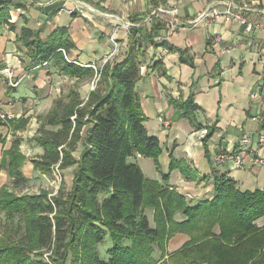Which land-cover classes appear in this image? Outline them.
<instances>
[{
    "label": "trees",
    "instance_id": "obj_1",
    "mask_svg": "<svg viewBox=\"0 0 264 264\" xmlns=\"http://www.w3.org/2000/svg\"><path fill=\"white\" fill-rule=\"evenodd\" d=\"M24 6L0 0V28L17 30L16 50L24 53L26 69L52 63L70 78L97 80L85 98L70 89L54 100L32 137L42 152L32 161L34 170L49 177L54 165L69 169L70 186L21 195L0 188V216L21 232L17 239L0 237V264H159L155 249L162 253L167 239L181 233L189 240L167 264H264V190H242L222 175L212 198L193 202L170 188L168 174L162 182L148 179L133 161L140 155L159 168L162 151L146 129L135 90L143 42L136 39L123 56L96 64L95 71L65 59L63 50L74 47L66 27L42 37V29L24 18L20 28L11 23V10ZM184 104L196 106L192 99ZM26 123L0 118V128ZM19 146L20 140L13 141L0 161L15 187L28 182ZM169 163L170 170L196 179L185 160L170 156Z\"/></svg>",
    "mask_w": 264,
    "mask_h": 264
},
{
    "label": "crops",
    "instance_id": "obj_2",
    "mask_svg": "<svg viewBox=\"0 0 264 264\" xmlns=\"http://www.w3.org/2000/svg\"><path fill=\"white\" fill-rule=\"evenodd\" d=\"M233 1L253 19L252 31L246 33L240 24L220 16L191 23L205 9H224L220 0H20L24 9L11 10L10 22L20 28L24 18L29 26L42 29V37L66 27L74 44L66 55L83 65H103L110 56L109 60L118 59L140 39L145 54L135 90L146 129L158 137L162 151L159 168L140 155L133 161L148 179L162 182L168 174L170 188L194 202L212 198L215 179L222 175L242 190H264V167L251 160L255 155L264 158L257 119L264 115V100L252 98L254 92L264 97V0ZM16 32L7 25L0 28V71L11 66L20 81L9 89L0 73V110L12 114L15 122L28 109L27 114L41 107L48 112L54 100L66 95L54 84L46 89L40 84L52 79L58 85L54 64L25 69L16 50ZM21 84L29 92L17 94ZM188 99L194 108L184 104ZM1 129L7 127L0 133ZM243 135L250 136L247 147L238 143ZM8 146L0 143V160ZM36 151L42 153L37 147ZM221 152L240 153L244 165L235 168L230 161H215ZM170 156L185 160L196 179L170 170ZM174 238L180 242L186 235Z\"/></svg>",
    "mask_w": 264,
    "mask_h": 264
},
{
    "label": "rangeland",
    "instance_id": "obj_3",
    "mask_svg": "<svg viewBox=\"0 0 264 264\" xmlns=\"http://www.w3.org/2000/svg\"><path fill=\"white\" fill-rule=\"evenodd\" d=\"M15 44H16V42H15ZM19 53L21 54V57H23L24 53H22L21 51H19ZM69 61H71V60H69ZM25 65H26V63H25ZM43 66H46V65H42L40 67H43ZM55 67H58V66L55 65ZM36 68H39V67H36ZM55 71H57V76H55V80L58 81V85L56 84V81L52 82V79L51 80L48 79L49 81L47 80L46 82H45V80H44V82H42L43 81L42 80L40 82V84H42V88L44 87V89H46L47 85H51L50 87H52V85L54 84V86H57V88L60 87V89H62L64 91L63 93H65V92L67 93L70 89H77L79 91L78 93H80L82 95V97L85 98L87 96L86 91L89 90L90 88L93 89L95 87V84H96L95 79L93 81L92 80L89 81L86 78H80V79L75 78L74 79V78H70V77L66 76L63 73H60L58 68ZM52 74L56 75L55 72ZM8 85H9V83H8ZM8 88L10 89V88H12V86L9 85ZM13 88H15V87H13ZM24 91L29 92L26 89V86L24 84H21L18 87L16 93L20 94V93H24ZM28 111H30V109H28ZM28 111L26 110L24 112V114L22 115V118H19L16 121V122H19L21 119H27V123H26L24 128L16 129L14 127L15 126L14 124H9L7 126V130L5 131V130L1 129L2 133H0V143L2 144V148H4L5 145L10 146L11 143L15 140H20V146H19L20 151L22 153H24L26 156V159L23 162V164L26 163L24 173L29 177L28 182L25 184H21V186L15 187L12 184V182L9 180L7 170H5L4 168H2V169L0 168V185H1V187H2V185L3 186L7 185L10 190H12L14 193L19 194V195H21L22 193H35V192H38L40 189L47 190L48 192L51 191L50 193H52V192H55L58 189V187H60L62 185H63V187L64 186L69 187L71 184V181H72L71 180V177H72L71 176V170L64 169L63 171H61L59 173L53 172L52 175L48 177V176H45V175L39 173V171L37 172V170H34V168L32 167V161L38 156V152L36 151V147L32 141V137L40 125V123H39L40 116L46 114L47 112H46V109H43V107H41L38 110H36L35 108L31 109L32 112L30 114H27ZM14 119H15L14 117L9 118V119H5V122L9 121V120H14ZM9 146L7 148H9ZM78 153H79V151L77 150L75 155L77 156ZM2 156H3V153H2ZM23 164H22V166H23ZM29 168L32 171L31 174L28 173ZM22 169H23V167H22ZM151 213H152V211H149V210L147 211V214L149 216H151ZM180 219H182V216H180V218L177 220H180ZM10 225H12V223H10ZM9 227H10L9 223L7 222L6 218L4 219V215L3 216L1 215L0 216V237L2 236V234L6 235L7 237L8 236L12 237V239H17L18 237H20V235H21L20 231H18V230L15 231V229L10 230ZM181 234H183V233H181ZM173 238L167 239V241L165 242L164 247H163L164 251L162 253L157 248L155 249L156 251L154 253V256L156 259L159 260V264L170 263V256L177 253L180 250V248L184 245V243L189 240L188 235H186L187 239L184 238L183 239L184 241L181 240L180 242L177 239H175V238L173 239Z\"/></svg>",
    "mask_w": 264,
    "mask_h": 264
},
{
    "label": "built area",
    "instance_id": "obj_4",
    "mask_svg": "<svg viewBox=\"0 0 264 264\" xmlns=\"http://www.w3.org/2000/svg\"><path fill=\"white\" fill-rule=\"evenodd\" d=\"M223 3L225 2V8L222 10H214L211 7L208 9H205L199 16L198 18L194 19L193 21H191V23H198V22H202L204 21H209L211 19H217V17H222L225 21L228 22H236L238 24H240L241 26H243V30H245V32H250L252 31V28L254 26V21L253 19H251L249 16L244 14V7L238 5L236 2H234L233 0H220ZM64 52V57L66 60H69L66 52L63 50ZM111 57V56H110ZM110 57H108L107 59H105L103 61L106 62ZM72 63H76L79 64L81 66H87V67H92L95 71H97V65L96 64H89V65H83L80 64L77 61H74ZM102 63V64H103ZM0 73L2 75H4V77L7 79L9 85H11L12 87H16L18 85V83L20 82L18 78H16L14 76V72H13V67L11 66H5L3 68V70L0 71ZM96 78V77H95ZM97 80V78L95 79ZM252 98L254 100H257L259 102H263L264 97H261V95L257 92H254L252 94ZM13 115L9 114L7 112H3L0 110V118L4 121L5 119H9L12 118ZM258 119V123H260V132L262 133V135L258 138V145L264 146V115L263 114H259L257 116ZM239 144H241L242 146H246L247 144L250 143V136L249 135H243L239 142ZM252 163L253 164H257L260 165L262 167H264V158H262L261 156H253L251 158ZM215 161L222 163L223 161H230L232 162L233 166L236 167H242V165H244V160L243 157L240 153H227V152H221L220 154L215 156ZM53 172L59 173V166L54 165L53 167Z\"/></svg>",
    "mask_w": 264,
    "mask_h": 264
}]
</instances>
